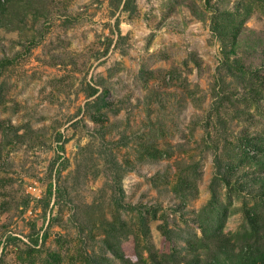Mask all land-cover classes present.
Masks as SVG:
<instances>
[{
    "label": "rangeland",
    "instance_id": "obj_1",
    "mask_svg": "<svg viewBox=\"0 0 264 264\" xmlns=\"http://www.w3.org/2000/svg\"><path fill=\"white\" fill-rule=\"evenodd\" d=\"M241 1L0 0V264H120L105 246L113 222L108 237L130 263L134 243L149 264L192 260L182 238L201 236L195 215L209 198L213 144L264 131V100L220 65L210 28ZM235 52L264 78L257 12ZM102 91L107 104L97 109ZM195 163L197 190L184 201L173 186ZM114 189L156 219L140 230L135 211L115 207ZM241 222L235 213L224 232Z\"/></svg>",
    "mask_w": 264,
    "mask_h": 264
},
{
    "label": "trees",
    "instance_id": "obj_2",
    "mask_svg": "<svg viewBox=\"0 0 264 264\" xmlns=\"http://www.w3.org/2000/svg\"><path fill=\"white\" fill-rule=\"evenodd\" d=\"M121 1L119 0L120 3ZM129 1L125 0L124 8ZM209 1L206 0L207 3ZM240 10H245V13L241 14ZM253 12L264 17V0H242L233 12H217L211 17L210 28L220 45L222 60L220 65L231 70V74L243 82L250 93L264 100V78L245 71L235 52L242 25ZM97 92V89L90 88L87 97H93ZM106 94L102 91L93 100L97 109L106 106ZM221 100L219 99V104ZM244 102L248 106L253 104L258 106L257 101L250 97L244 99ZM261 113L264 117V112ZM212 148L214 173L208 186L209 198L195 215L201 236L196 237L195 234L189 233L182 238L189 250L188 253L192 255V260L185 264H264V131L253 135H241L230 143L226 138L218 136ZM59 150H63L62 145L59 146ZM119 169L120 166L116 162L108 169L114 185L119 183ZM199 175L197 163L191 165L179 176L173 186L174 193L184 201L195 194ZM50 192L49 189V195ZM114 193L115 207L135 211L140 230L145 229L150 218L156 219L155 213L149 218V209L143 211L138 207L122 204L121 196L116 195L115 189ZM236 202L240 204L239 207L235 206ZM238 212L242 221L240 229L233 233H225L226 221ZM108 225L113 226H109L104 232L107 234L105 246L112 252L115 260L120 264H149L141 257L145 247L139 250L136 243L134 247L137 260L134 263L126 261L116 235L108 237L114 227H117L116 222ZM118 225L125 226L119 220ZM162 236L169 245L172 243L173 237L170 231L163 229ZM214 243V248L211 250L210 246ZM169 250L170 252L164 255L171 261L176 250L174 246L169 247ZM103 262L109 263L107 259L101 257L99 260L85 259L84 264H103Z\"/></svg>",
    "mask_w": 264,
    "mask_h": 264
}]
</instances>
